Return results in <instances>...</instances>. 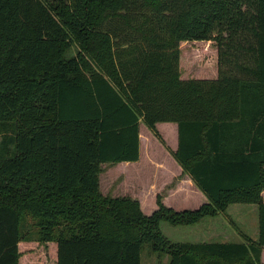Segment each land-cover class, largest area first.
<instances>
[{"label": "trees", "instance_id": "obj_1", "mask_svg": "<svg viewBox=\"0 0 264 264\" xmlns=\"http://www.w3.org/2000/svg\"><path fill=\"white\" fill-rule=\"evenodd\" d=\"M141 121L160 141L177 123L172 154L209 202L159 195L146 215L101 192L103 163L139 159ZM0 134V264H30L35 242L55 264H141L145 245L168 264H262L264 0H0ZM233 203L257 205V238L161 229Z\"/></svg>", "mask_w": 264, "mask_h": 264}, {"label": "rangeland", "instance_id": "obj_2", "mask_svg": "<svg viewBox=\"0 0 264 264\" xmlns=\"http://www.w3.org/2000/svg\"><path fill=\"white\" fill-rule=\"evenodd\" d=\"M207 46V45H206ZM202 46L198 47L199 52L202 50H206V47L201 48ZM188 54H190L189 51H187ZM144 128V137H145V150H152L155 152V154L159 150H163V146H166L164 138L162 139V144L160 141V138H158L153 131H151L148 127H146L143 123ZM157 128V125H156ZM158 132L160 135H162L161 130L158 129ZM167 132V131H166ZM168 133V132H167ZM171 133V130H169V134ZM168 134V135H169ZM163 137V136H162ZM0 140H1V134H0ZM166 149H168V146H166ZM154 154V153H153ZM160 155L162 153H159ZM157 157L158 156L156 154ZM156 159V157H155ZM103 165V170L100 175V184H101V190L104 192V194H108L111 196H132L133 191L139 186L140 183L143 180L145 182L152 180L153 183L156 185L158 190H161L162 188L165 189L169 187L170 183L172 182L171 173L167 172H157V170L154 168L155 166L149 164L146 162L145 156L142 158L140 163H137L133 165L131 168H126V166H119V165ZM143 178V180H141ZM152 178V179H151ZM136 185V186H135ZM164 189V190H165ZM263 198L264 193L262 192ZM130 196V197H131ZM192 195H184L180 199H178L177 204H175L176 210H183V209H194L195 207L194 201H193ZM186 200V201H185ZM144 203V207L147 209L154 206V200L153 197L150 195L144 199H142ZM230 206V205H229ZM158 205H156L157 209ZM229 218L222 217V221L224 220L227 222L228 228V237L227 240H231L234 242H242L244 241V234H248L252 238L258 237V208L256 204L251 203H244L243 205H237L232 204L228 209ZM227 212V213H228ZM242 215H239L241 213ZM146 215H150V211L145 213ZM233 216V217H232ZM224 218V219H223ZM220 219H216L215 217L205 216L201 219L199 223H196L194 225H172L166 221H163L161 223V229L163 233L166 235V237L172 241H181V242H200L201 239L195 238L194 231L200 229L204 230L205 226L208 224L210 228V224L207 223L210 221L214 224L219 222ZM29 226H32L31 221L29 220ZM231 230V231H230ZM234 234V235H233ZM233 237V238H232ZM210 239V238H208ZM216 241V240H213ZM37 247V248H35ZM50 246L47 244H42L39 242H35L32 245H28L27 248L24 249L23 253L26 252H35V259L33 262H30V264H55V260L50 256L48 248ZM149 245H145L142 249L141 253V264H168L169 262V256H160L156 252L150 251ZM42 251H44L45 255L41 254ZM263 252V251H262ZM41 254V255H40ZM261 262L264 264V255L261 257Z\"/></svg>", "mask_w": 264, "mask_h": 264}, {"label": "crops", "instance_id": "obj_3", "mask_svg": "<svg viewBox=\"0 0 264 264\" xmlns=\"http://www.w3.org/2000/svg\"><path fill=\"white\" fill-rule=\"evenodd\" d=\"M157 128L161 130V133H162L161 136H163L162 138H164L165 144H166V146H168V149H166V146H164L162 144V141H161V144L163 146V150H159L156 153L158 156H161V157H157L155 152H153L152 150H145V148H144L145 147L144 128H143V121H141L140 122V131H139V135H140L139 159L136 161H122V162H118L115 164L103 163L102 168H103L104 164L112 165V166H115V165L126 166V168H131V167H133V165L140 163L142 158L145 156L146 162H148L152 166L154 165L155 166L154 168L157 170L158 173H159V171L164 172V173H167V172L171 173V178H172L171 180L174 183L173 184L170 183L169 187L166 189L164 187L165 190L163 188L161 190H158L157 187H155L156 185L153 183L152 180L145 182L143 180V178L141 179L143 181L139 182L140 183L139 186H141V187H137L134 190L132 189L133 194H132V196L131 195L130 196H131V198L139 201L141 209L144 213H147L148 211H150V214H151L156 209L157 197L159 195H161L162 202L166 206L171 207V208H175L174 205L177 204L178 199H180L184 195H192L194 197L193 198V201L195 204V207H193L194 209H197L202 204L209 202L207 196L197 187V185L194 183L191 176L188 173L184 172L182 166L180 165V163L175 159V157L172 154V151H175L178 147V125H177V123H175V122H159V123H157ZM169 130H171L170 134H169ZM159 153H162V154L160 155ZM155 157H156V159H155ZM101 173H100V175H101ZM100 182H101V180H100ZM100 186H101V184H100ZM100 189H101V187H100ZM101 192L104 194V192L102 190H101ZM263 193H264V191H263ZM108 194H104V195H108ZM150 195L153 197L154 206L151 207L150 209L149 208L147 209L146 207H144V203H143L142 199H144ZM113 197H123V196H113ZM233 204L243 205L244 203H233ZM231 205L232 204H230V206ZM183 210H185V209H183ZM227 212H228V210H227ZM238 213H241V212H238ZM229 215H231V214H229V212H228V215L219 214L217 216H210V217H215L216 219H220L219 222L216 221L215 224H214V221L211 223H210V221L207 222L210 224V228L207 224L204 227L205 228L204 230L199 229L198 232H197V230H195L194 231L195 236H196L195 238H199V239H201V241H213V240L221 241V242L231 241L232 239L231 240L226 239L228 237V232H227L228 225H227V222L225 220H224V222L222 221V217H221V216H223V217L227 216L228 217ZM239 215H242V213ZM191 225H194V224H191ZM208 238H210V239H208ZM254 238H256V237H254ZM263 255H264V249L262 252V257H263Z\"/></svg>", "mask_w": 264, "mask_h": 264}]
</instances>
